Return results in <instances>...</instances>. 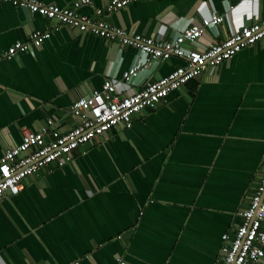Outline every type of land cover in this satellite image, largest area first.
<instances>
[{
	"label": "crops",
	"instance_id": "crops-1",
	"mask_svg": "<svg viewBox=\"0 0 264 264\" xmlns=\"http://www.w3.org/2000/svg\"><path fill=\"white\" fill-rule=\"evenodd\" d=\"M109 1L93 0L82 12L95 16ZM229 1L237 16L220 25L221 39L264 17V0ZM210 11L225 13V0H139L107 18L130 33L169 36ZM52 26L0 0V53ZM137 56L131 46L114 49L61 26L34 52L0 60V158L24 130L49 119L68 131L77 123L70 106L101 90L108 75L121 79ZM183 64L157 61L150 80ZM263 165L264 39L136 114L132 126L81 145L71 163L45 166L19 194L0 198V264H218L222 237L241 222Z\"/></svg>",
	"mask_w": 264,
	"mask_h": 264
},
{
	"label": "built area",
	"instance_id": "built-area-1",
	"mask_svg": "<svg viewBox=\"0 0 264 264\" xmlns=\"http://www.w3.org/2000/svg\"><path fill=\"white\" fill-rule=\"evenodd\" d=\"M1 1L39 14L53 26L32 31L28 41H17L0 53V60L13 57L20 51L34 52L61 26L92 33L122 47L131 46L137 50L138 56L132 66L123 71L121 79L114 74L108 75L101 90L79 98L70 106L69 115L77 123L68 131L59 130L52 119L39 130H24L21 142L6 149L0 158V198L6 194H19L25 180L39 174L45 166L55 164L62 168L71 163L75 150L81 145L113 127L132 126L136 114L167 102L171 92L199 77L204 70L219 66L264 39V17L234 26L221 39L220 25L227 17L235 19L237 16L233 13L238 4H231L229 0H225V13L210 11L169 36L130 33L108 20L110 13L139 0H110L105 6L95 7V16L82 12L84 6H93V0H74L65 6L40 0ZM252 2L254 0H239V3ZM208 34V42L198 47ZM172 57L183 59L184 64L157 80H150L154 63ZM263 259L264 165L256 190L241 213V222L233 233L227 232L222 237L217 261L218 264H260ZM68 264H80V261ZM117 264L127 262L118 258Z\"/></svg>",
	"mask_w": 264,
	"mask_h": 264
},
{
	"label": "water",
	"instance_id": "water-1",
	"mask_svg": "<svg viewBox=\"0 0 264 264\" xmlns=\"http://www.w3.org/2000/svg\"><path fill=\"white\" fill-rule=\"evenodd\" d=\"M120 47V45L118 43H114V49H118Z\"/></svg>",
	"mask_w": 264,
	"mask_h": 264
}]
</instances>
